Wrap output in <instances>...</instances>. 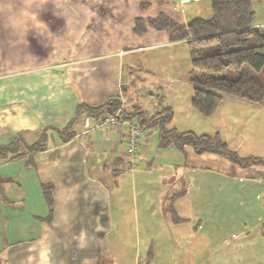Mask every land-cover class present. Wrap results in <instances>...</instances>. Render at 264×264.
Here are the masks:
<instances>
[{"label":"crops","instance_id":"1","mask_svg":"<svg viewBox=\"0 0 264 264\" xmlns=\"http://www.w3.org/2000/svg\"><path fill=\"white\" fill-rule=\"evenodd\" d=\"M136 2L0 0V144L17 133L22 137L19 155L0 161V264H113V247L103 253L105 239L111 234L133 236L139 227L134 229L133 219L153 214L163 226L158 230L161 238L153 240L155 253L169 244L177 254L175 264H197L205 256L213 262L212 231L193 208L196 196L191 191L199 189V182L192 172L198 167L189 164L203 158L226 163L220 154H199L187 145L180 150L172 143L158 148V136L149 146L150 128L141 135L133 159L137 163L131 166L125 151L126 125L85 128L81 116L74 120L76 131L68 140L56 131L73 118L77 104H98L120 92L123 82L126 105L131 79L135 85L152 72L146 60L129 54L171 40H154L157 32L149 29L137 35L130 20L134 37L121 25L117 14ZM170 3L175 8L173 0ZM256 15L255 25H264V12ZM148 92V87L135 89L136 95ZM263 111L264 100L253 104L224 95L206 116L212 117L208 125L171 126L197 134L218 132L233 149L230 142L241 137L239 142L246 141L250 153L236 149L239 155L264 158V136L257 133ZM245 129L252 132L246 134ZM43 130L44 147L26 149ZM228 166L206 168L241 177L237 168ZM45 184H50V203ZM176 194L172 208L181 218L177 222L166 208ZM120 221H130L129 229L114 230V222Z\"/></svg>","mask_w":264,"mask_h":264},{"label":"rangeland","instance_id":"2","mask_svg":"<svg viewBox=\"0 0 264 264\" xmlns=\"http://www.w3.org/2000/svg\"><path fill=\"white\" fill-rule=\"evenodd\" d=\"M141 1L145 0H137L136 4L128 5L125 12L117 14L121 25L128 29V32L134 37L135 34L130 31L129 27L136 16L147 17L162 11L168 12L177 21H182V19L186 21L194 17L208 18L211 14L208 0L186 3L182 15L178 7L176 8L177 5L175 8L170 5V0H164L161 3L152 1L145 8L139 7L138 4ZM252 7L258 17L264 12V1H253ZM148 29L157 32L156 36L152 38L154 40H167V42L171 40L166 31ZM186 40V38L171 40L167 43L168 45L154 44L151 49L129 54L135 60L139 58L146 60L152 72L146 73V79L144 80L143 77L138 84L133 85L134 80L130 81L131 90H128L130 100L127 103V109L131 110L133 105L139 106L145 116L149 117L156 108L159 110L162 107L170 106L173 111L170 125L174 124L178 129L198 127L200 124L208 125L212 117L201 115L190 105L192 86L187 80V73L191 68V63ZM92 51L97 50L93 49ZM157 84H159L158 88H155ZM136 85L140 88L148 87L151 94L148 92L136 95L137 87L134 89ZM260 110L258 109L259 112ZM257 126L259 128L257 133L264 136V123H258ZM152 131L149 146L154 145L158 136L156 128ZM251 132L252 130L245 129L246 134ZM144 135L145 133L142 136ZM240 139L242 138L238 137L234 142L231 141L230 144L236 148H230L250 153L249 149L247 150L246 141L241 143ZM219 158L226 163L203 158L189 164L198 167L192 172L199 182V189L194 187L191 191L196 196L193 208L200 212L199 217L200 220L204 219L205 228L212 231L215 247L213 262L206 259L205 256L198 259L197 264H264V165L242 167L223 155H219ZM136 163L137 161H135ZM229 164L233 166V169L237 168L240 178H233L232 174H229L230 172L217 173L206 168H213L215 165L216 168L230 169ZM149 206L147 204L146 208ZM153 215H146L144 218H140L138 215L135 220L133 219L134 229L139 226L133 236L127 237L121 233L119 237L113 238L111 234L105 239L103 253L106 255L107 249L109 250L110 246L113 247L109 254L111 256H113V252L115 254V260L114 257L112 258L113 264H175L173 260L174 255L177 256V254L171 252L169 244L166 245L164 251L157 248V252H154L156 247H153V240L161 238V235H158V230L163 226L155 220ZM128 224L130 221L114 222L113 227L116 231H118V226H120V230L124 228L127 230L129 229ZM188 224L190 225V223ZM161 232L164 234V229ZM125 235L127 234L125 233ZM163 238H167V242L169 241L168 235ZM145 243H148L149 247H144ZM146 251L147 257L145 258Z\"/></svg>","mask_w":264,"mask_h":264},{"label":"trees","instance_id":"3","mask_svg":"<svg viewBox=\"0 0 264 264\" xmlns=\"http://www.w3.org/2000/svg\"><path fill=\"white\" fill-rule=\"evenodd\" d=\"M152 1L161 3L164 0H145L138 5L145 8ZM208 1L211 11L208 18L194 17L182 22L160 11L153 16L134 17L132 31L140 35L148 28H153L166 31L171 40L187 39L191 63L187 73V80L192 86L190 103L201 115L208 116L213 113L224 95L261 104L264 100V25H255L252 4L253 1L264 0ZM173 3L176 4L175 0ZM129 73L132 75L133 70ZM125 86L126 84H121L120 92L106 97L98 104H77L69 123L63 128L56 129L62 140L66 141L75 134L76 130L72 126L76 118L85 114L99 116L106 105L109 107L108 112L115 111L120 105L121 97L127 96ZM127 106L124 103L120 108L119 118H134L143 130L156 128L158 148H165L172 143L182 150L187 145L196 153H217L242 167L264 165V158L239 155L227 145L218 132L197 134L192 130H177L170 125L173 117L170 106L153 111L149 117L145 116L139 106L133 105L131 110L127 109ZM45 139L46 132L43 130L34 143L26 145V149L43 148ZM20 141L21 134L17 133L10 142L0 144V161L19 155ZM44 193L50 203V184L44 185ZM177 196L179 194L170 197L166 207L170 219L175 222L181 219L172 208V200Z\"/></svg>","mask_w":264,"mask_h":264},{"label":"built area","instance_id":"4","mask_svg":"<svg viewBox=\"0 0 264 264\" xmlns=\"http://www.w3.org/2000/svg\"><path fill=\"white\" fill-rule=\"evenodd\" d=\"M190 1H200V0H175L179 11L182 13L184 10V5ZM124 84V83H122ZM125 85V84H124ZM121 86V85H120ZM138 91L142 92L141 89ZM126 99L124 97H121L120 105L119 107L113 111L108 112V107H103V113L99 116H92L89 114H85L82 117V125L85 128H102L106 126L120 128L123 125H126V128L128 130L126 134V145H125V151L126 153L131 157V160L133 163H131V166L135 164L134 156L137 152V149L140 145V136L145 131L141 128L139 122L136 119H121L119 118L120 108L124 105Z\"/></svg>","mask_w":264,"mask_h":264}]
</instances>
